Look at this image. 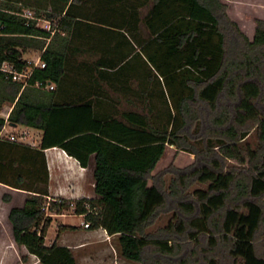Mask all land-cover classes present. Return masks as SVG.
Segmentation results:
<instances>
[{"label":"trees","instance_id":"1","mask_svg":"<svg viewBox=\"0 0 264 264\" xmlns=\"http://www.w3.org/2000/svg\"><path fill=\"white\" fill-rule=\"evenodd\" d=\"M25 9L51 30L23 18ZM256 23L250 41L221 0H0V66L31 70L26 86L0 72V110L11 107V124L42 130L37 148L0 139V182L32 191L9 210L14 243L41 264H76L67 246L44 240L52 220L46 208L61 213L72 203L46 204L42 150L57 146L83 167L93 159L95 197L75 200L74 213L114 235L124 259L185 264L167 262L176 246L145 231L169 198L178 213L167 228L207 235L205 264H223L224 250L228 264H264V21ZM99 32L100 44L89 47ZM121 36L136 48L124 50ZM29 49L40 52L43 68L24 59ZM132 69L139 79L134 110L99 111L100 94L131 93ZM4 123L0 117V131ZM191 126L202 165L190 175L175 170L168 185L162 175L154 181L168 145L193 152ZM227 160L236 165L225 166ZM197 181L206 188L188 192ZM85 203L97 209L88 212ZM147 247L159 256L147 261Z\"/></svg>","mask_w":264,"mask_h":264},{"label":"crops","instance_id":"2","mask_svg":"<svg viewBox=\"0 0 264 264\" xmlns=\"http://www.w3.org/2000/svg\"><path fill=\"white\" fill-rule=\"evenodd\" d=\"M27 10V9H25ZM29 11V9L27 10ZM95 26L94 24H92ZM100 26V25H97ZM93 35V43L89 44V47L100 44L101 33L98 35ZM86 36V34H84ZM87 37V36H86ZM125 36H121L118 41L125 45L124 50H133V47L136 48L132 39L130 40L127 37V40L124 39ZM126 38V37H125ZM125 40V41H124ZM130 41L128 44L126 41ZM92 42V41H91ZM116 40L113 41L112 47L115 46ZM95 46V47H96ZM40 52L38 53L39 58ZM133 65V64H132ZM132 69V77H129L127 82L131 86V93H122V92H112V93H103L100 94V104L98 106L99 111H118L121 112L125 109H133L134 100L138 99V94L134 93V87L139 83V79L133 77ZM82 84L86 86V83L89 79L82 80ZM103 87L107 84L105 81H101ZM125 82V78L119 80L118 84H123ZM89 85V83L87 84ZM107 86V85H106ZM72 90V89H71ZM76 91V90H75ZM41 91H36V96L34 98L40 99L42 96ZM70 96V95H69ZM131 101V105L128 102ZM112 102V103H110ZM136 111H139L138 103H136ZM130 106V107H129ZM4 108H7V113L2 115V111ZM11 111V107L4 105L0 110V117L5 119V123L0 131V139H11V136L14 137L16 142L25 144L31 148H37L40 144V139L42 135V130L37 128H32L29 126H24L20 124L12 125L7 118ZM44 154V159L46 163L47 169V195H46V204L50 201H60V199H69L72 202L81 198H94V178H93V168L94 162L91 159L90 164L87 167H83L79 164V162L72 156L68 155L64 149L52 146L42 150ZM30 162V161H29ZM27 166H30V163H27ZM29 178V176H27ZM32 181H37L38 176L36 174H32L30 177ZM37 184V182H35ZM32 191L29 190H21L11 186L10 184L0 182V196L5 202L11 201V195L17 194L19 197H23V203L25 198L31 194ZM8 198V199H5ZM20 204H14L8 207L6 210L5 207L0 208V228L3 223V217L10 225L8 221V213L9 210L13 206H22ZM65 210H73L74 206H70ZM55 213L50 212L46 208V214L50 215L52 220L47 230V233L44 237L45 244L50 245L54 241L60 245L67 246L76 260V264H111L113 262V254L109 245L111 241L115 238L114 235H111L105 231L102 227L90 228L84 227L83 222H80L79 226L67 225L62 222V218L66 217L69 213ZM76 214V213H75ZM80 215L83 219L84 216ZM56 220L57 228L54 229L53 233H50V227L52 222ZM63 226H73L74 228H62ZM14 242V241H13ZM26 250L25 247H21ZM27 252V250H26ZM31 255V254H29ZM113 264V263H112Z\"/></svg>","mask_w":264,"mask_h":264},{"label":"rangeland","instance_id":"3","mask_svg":"<svg viewBox=\"0 0 264 264\" xmlns=\"http://www.w3.org/2000/svg\"><path fill=\"white\" fill-rule=\"evenodd\" d=\"M225 5V13L229 21L234 22L238 29L248 37L251 41L253 38L254 30L257 25V21H264V0H221ZM38 51L34 49H29L26 54H24V59L31 62H36L38 59ZM7 113V108H4L2 115ZM193 126L188 129L189 132V147L192 148L193 152L186 150H181L176 148L174 145H168L165 154L158 162L157 166L153 170V175L159 178L161 175L162 180L165 185H168L171 175L175 170L182 169L183 172L189 174L196 170L197 167L202 165L203 156L201 155V145L200 140L192 136ZM254 133H251L249 139L253 142ZM199 141V142H198ZM192 145V146H191ZM236 162L234 160L225 161V166H235ZM162 173V174H161ZM160 175V176H159ZM153 180V179H152ZM150 180L149 183L154 181ZM207 184L194 182L188 188V192L192 191L195 188L205 189ZM186 200L188 197H186ZM189 202L192 203L191 200ZM23 197H19L17 194L11 195V201L5 202L0 196V208L5 207L6 210L8 207L14 204H22ZM178 210L174 205V202L167 198V205L158 211V214L154 217L152 222L146 227V232L150 236L160 237L166 239L167 243L171 246H176V254L170 256L166 259L167 262H175L183 258L185 264H205L203 250L205 247L210 249L208 244L207 235L199 234L195 238H191L186 233L178 234L176 231L167 228V224L176 219L173 214ZM65 213H69L66 217L62 218V222L67 225L79 226L80 222H83L84 219L74 213L73 210H65ZM176 213V214H177ZM3 223L0 228V264H41L34 255H29L24 248H19L14 242L12 237V232L10 225L3 217ZM57 228L56 220H54L50 227V233L54 232V229ZM262 237L260 234L256 236V244L261 246ZM113 254V264H143L140 262H134L121 257L119 253V248L117 245L116 239L111 241L109 245ZM216 251L222 252V249L216 248ZM220 262L224 260L223 264H228L226 260L227 256L225 255V250L222 252ZM144 256L146 260L159 256L154 253L151 247H147L145 250ZM24 257V258H23ZM111 263V264H112Z\"/></svg>","mask_w":264,"mask_h":264},{"label":"built area","instance_id":"4","mask_svg":"<svg viewBox=\"0 0 264 264\" xmlns=\"http://www.w3.org/2000/svg\"><path fill=\"white\" fill-rule=\"evenodd\" d=\"M21 16L23 18L27 19V20H34L36 27L42 28V29H44L46 31H50L51 30V23L49 21H47V20H41V19H36L33 16V13L30 12V11L24 10V12L21 14ZM28 64H30L31 67H40V68H43L44 67V64L40 62L39 58L37 59L36 62H31V61L29 62L28 61ZM0 72H2L5 75L11 76V79L13 81L20 82V83L23 84V86H26L27 85V80L30 77L31 70L30 71H27V72H16L9 65L2 64L0 66ZM35 86L36 87H39L40 84L39 83H35ZM45 88L48 89V90H53V85L46 84L45 85ZM11 139H14V137L11 136ZM70 206H74V202H72ZM85 207L87 208V211L88 212L94 211V210L97 209V207H90L88 203H85ZM83 226L84 227H89V223L88 222H83Z\"/></svg>","mask_w":264,"mask_h":264},{"label":"water","instance_id":"5","mask_svg":"<svg viewBox=\"0 0 264 264\" xmlns=\"http://www.w3.org/2000/svg\"><path fill=\"white\" fill-rule=\"evenodd\" d=\"M12 125H15V124H12Z\"/></svg>","mask_w":264,"mask_h":264}]
</instances>
